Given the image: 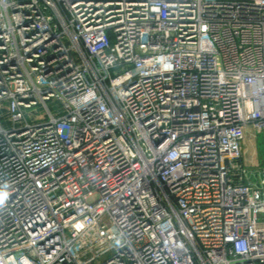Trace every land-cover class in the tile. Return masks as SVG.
Segmentation results:
<instances>
[{
    "label": "built area",
    "instance_id": "1",
    "mask_svg": "<svg viewBox=\"0 0 264 264\" xmlns=\"http://www.w3.org/2000/svg\"><path fill=\"white\" fill-rule=\"evenodd\" d=\"M264 0H0V264H264Z\"/></svg>",
    "mask_w": 264,
    "mask_h": 264
},
{
    "label": "rangeland",
    "instance_id": "2",
    "mask_svg": "<svg viewBox=\"0 0 264 264\" xmlns=\"http://www.w3.org/2000/svg\"><path fill=\"white\" fill-rule=\"evenodd\" d=\"M245 156L250 162L264 163V136L259 135L257 139L249 136L245 145Z\"/></svg>",
    "mask_w": 264,
    "mask_h": 264
},
{
    "label": "clouds",
    "instance_id": "3",
    "mask_svg": "<svg viewBox=\"0 0 264 264\" xmlns=\"http://www.w3.org/2000/svg\"><path fill=\"white\" fill-rule=\"evenodd\" d=\"M3 198L2 197H0V200H2Z\"/></svg>",
    "mask_w": 264,
    "mask_h": 264
}]
</instances>
